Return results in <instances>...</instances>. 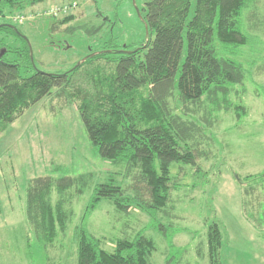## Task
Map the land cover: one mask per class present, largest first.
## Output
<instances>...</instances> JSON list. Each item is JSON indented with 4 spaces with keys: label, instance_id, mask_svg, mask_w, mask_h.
<instances>
[{
    "label": "rangeland",
    "instance_id": "obj_1",
    "mask_svg": "<svg viewBox=\"0 0 264 264\" xmlns=\"http://www.w3.org/2000/svg\"><path fill=\"white\" fill-rule=\"evenodd\" d=\"M150 1L48 0L22 12L6 10L0 23L19 29L22 36L0 29V56L10 51L6 60L18 63L26 43L35 66L23 67L22 76L40 70L63 73L104 46L120 49L143 42L147 31L141 14ZM52 10L62 11L55 17ZM71 16L70 23L59 26ZM245 24L255 46H220L222 56L244 67V82L233 87L230 100L245 109L240 119L234 111L221 112L214 114L212 126L199 123L207 137L201 146L205 158L197 168H172L178 189L172 191L169 214L159 218L167 236L135 205L124 213L102 200L84 218L97 185L113 183L135 196L130 187L134 177L126 176L125 164L106 160L94 149L78 100L71 104L51 95L0 131V264H78L76 231L81 226L108 251L117 240L142 233L156 245L152 264H209L207 227L214 221L223 233L224 264H264V0L246 13ZM89 29L101 30L95 35ZM115 57L110 54L101 64L113 67ZM173 106L183 115L179 101ZM58 167L81 182L65 195L72 214L66 232L46 250L27 222L26 190L33 179L61 177ZM59 196L54 191V203Z\"/></svg>",
    "mask_w": 264,
    "mask_h": 264
},
{
    "label": "trees",
    "instance_id": "obj_2",
    "mask_svg": "<svg viewBox=\"0 0 264 264\" xmlns=\"http://www.w3.org/2000/svg\"><path fill=\"white\" fill-rule=\"evenodd\" d=\"M46 1L0 0V17L6 16V10L22 12ZM258 2L151 0L141 14L147 31L143 42L120 49L104 46L63 73L40 70L22 76L23 67L35 66L29 45L24 43L19 50L18 63L8 62L10 51H6L0 56V131L47 96L64 97L71 104L78 100L92 146L102 158L126 165L125 174L134 177L130 187L135 190L134 196L113 183L97 185L84 218L102 200L113 202L124 213L135 205L167 236L159 218L169 214L172 191L178 189L172 168L198 167V160L205 158L201 146L207 139L202 125L212 126L215 113L234 111L238 119L242 117L245 108L234 106L230 95L235 85L244 82V67L222 56L220 46H255V37L245 30V17ZM72 20L67 17L58 24ZM0 29L21 35L6 23H0ZM100 30L88 33L96 35ZM110 54L116 55L111 59L114 66L102 65ZM175 100L183 115L173 106ZM55 171L61 177L33 179L26 190V219L46 250L66 232L72 214L66 210L65 195L81 182L64 168ZM54 191L60 195L55 203ZM76 237L78 264H152L156 251L155 242L142 233L132 240H117L112 251L104 249L102 240L85 226L77 229ZM223 246L221 226L214 221L207 227L209 264H224Z\"/></svg>",
    "mask_w": 264,
    "mask_h": 264
},
{
    "label": "built area",
    "instance_id": "obj_3",
    "mask_svg": "<svg viewBox=\"0 0 264 264\" xmlns=\"http://www.w3.org/2000/svg\"><path fill=\"white\" fill-rule=\"evenodd\" d=\"M62 10H52L51 12V14H53L55 17H57L58 16V14L61 12ZM67 11V8L65 7L64 9H63V12H66Z\"/></svg>",
    "mask_w": 264,
    "mask_h": 264
},
{
    "label": "water",
    "instance_id": "obj_4",
    "mask_svg": "<svg viewBox=\"0 0 264 264\" xmlns=\"http://www.w3.org/2000/svg\"><path fill=\"white\" fill-rule=\"evenodd\" d=\"M10 27H12V26H10ZM91 56H94V54L93 55H91ZM87 58H85L83 61H81V62H84L85 60H86Z\"/></svg>",
    "mask_w": 264,
    "mask_h": 264
}]
</instances>
